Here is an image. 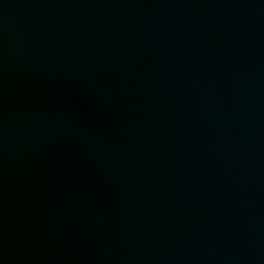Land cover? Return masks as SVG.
<instances>
[{
  "label": "water",
  "instance_id": "1",
  "mask_svg": "<svg viewBox=\"0 0 264 264\" xmlns=\"http://www.w3.org/2000/svg\"><path fill=\"white\" fill-rule=\"evenodd\" d=\"M0 264H264V0H0Z\"/></svg>",
  "mask_w": 264,
  "mask_h": 264
}]
</instances>
